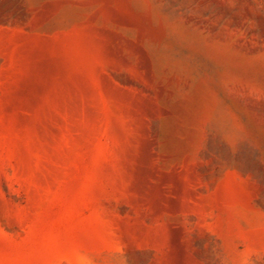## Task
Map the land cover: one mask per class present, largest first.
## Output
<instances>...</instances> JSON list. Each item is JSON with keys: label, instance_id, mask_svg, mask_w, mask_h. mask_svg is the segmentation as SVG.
<instances>
[{"label": "rangeland", "instance_id": "rangeland-1", "mask_svg": "<svg viewBox=\"0 0 264 264\" xmlns=\"http://www.w3.org/2000/svg\"><path fill=\"white\" fill-rule=\"evenodd\" d=\"M0 264H264V0H0Z\"/></svg>", "mask_w": 264, "mask_h": 264}]
</instances>
